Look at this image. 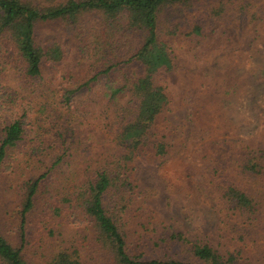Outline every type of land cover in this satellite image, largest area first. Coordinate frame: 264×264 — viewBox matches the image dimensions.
<instances>
[{"label": "rangeland", "instance_id": "obj_1", "mask_svg": "<svg viewBox=\"0 0 264 264\" xmlns=\"http://www.w3.org/2000/svg\"><path fill=\"white\" fill-rule=\"evenodd\" d=\"M54 2L59 0L34 4ZM75 20L35 29L36 43L57 44L59 61L44 63L38 77L10 69L4 78L5 103L17 99L19 106H33L21 139L0 166V234L21 248L27 264H49L58 248L76 250L82 264H119L96 239L78 185L119 153L115 137L133 113L129 93L141 73L127 59L143 33L127 28L123 17L116 22L85 13ZM157 21L171 64L153 74L167 102L149 147L160 140L165 150L135 155L128 185L106 195L105 208L114 216L123 209L117 223L129 253L187 258V244L168 239L173 231L221 254L231 252L240 264H264V169L259 175L241 169L250 151H264V0H179L162 7ZM108 65L107 74H98ZM93 75L70 96V107L60 103L63 89ZM108 83L123 89L111 98ZM42 172L20 246L23 184ZM227 185L243 191L257 211H232L221 195ZM147 235L165 240L153 249Z\"/></svg>", "mask_w": 264, "mask_h": 264}, {"label": "trees", "instance_id": "obj_2", "mask_svg": "<svg viewBox=\"0 0 264 264\" xmlns=\"http://www.w3.org/2000/svg\"><path fill=\"white\" fill-rule=\"evenodd\" d=\"M36 1L0 0V44L3 49L0 55V166L6 150L21 139L24 126L27 124L26 115L33 110L30 101L22 106H19L17 99L9 100L13 105L5 103V93H9L8 89H3V84L6 86L4 81L6 71L17 69L18 74L21 73L24 78L38 77L44 63L57 62L62 55L55 43L44 47L36 43V27L41 23L57 20L75 22L78 16L85 13H98L109 20L115 19L116 22L123 17L127 28L143 33L141 44L127 59V61L133 59L141 66V73L131 84L129 93L130 98L135 100L134 109L116 134L115 146L119 153L113 154L106 161L105 166L96 172L94 179L78 185V188H82V194L78 198L83 212L91 218L100 245L107 249L113 260L119 264H240L236 255L231 252L221 254L207 243L190 242L181 233L173 231L168 234V239L173 243L187 244L186 252L189 253L187 258L167 255L144 256L142 252L129 253L125 233L117 223L118 218L121 219L124 214L123 209L121 208L114 216L105 208V196L113 192L115 195L116 190L128 185L129 164L135 155L146 149L157 155L165 150L160 140H155L149 147L153 137V124L167 102L163 88L154 84L153 74L171 64L168 44L158 37L157 18L162 7L179 0H59L43 7L36 6L34 4ZM110 69L109 65L103 67L98 74H107ZM96 76L93 75L81 85L63 89L60 103L70 107V96L74 91L86 86L91 80L96 79ZM107 85L111 98L116 97L117 92L123 89L122 86L114 87L111 83ZM241 169L243 172L261 174L264 169V151L259 149L250 151ZM44 176L45 172H42L34 178L27 179L23 184L24 195L18 211L20 246L23 243L26 214L32 206L37 186ZM221 195L227 203L233 205L232 211L251 215L257 211L253 201L233 185L225 186ZM147 239L153 249L159 247L165 240L163 236L154 238L148 235ZM0 264H27L21 257V248L13 247L1 234ZM49 264L82 263L76 250L66 251L58 248L50 258Z\"/></svg>", "mask_w": 264, "mask_h": 264}]
</instances>
